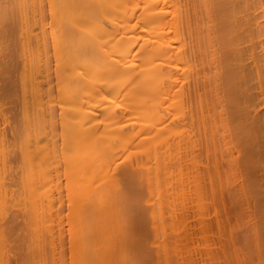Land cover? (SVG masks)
<instances>
[{"label": "bare ground", "instance_id": "obj_1", "mask_svg": "<svg viewBox=\"0 0 264 264\" xmlns=\"http://www.w3.org/2000/svg\"><path fill=\"white\" fill-rule=\"evenodd\" d=\"M2 25L13 38L0 69L18 80L0 73V85L16 83L20 105L1 94L5 83L0 144L7 105L20 107L10 109L23 131L14 121L10 134L34 136H11L24 140L18 156L38 139L55 147L57 127L64 151L71 144V264H130L145 226L124 179L146 191L155 264H172L166 240L182 239L179 207L189 216L191 189L197 204L207 186L217 264H264V0H1L5 40ZM46 165L35 168L39 183Z\"/></svg>", "mask_w": 264, "mask_h": 264}, {"label": "rangeland", "instance_id": "obj_2", "mask_svg": "<svg viewBox=\"0 0 264 264\" xmlns=\"http://www.w3.org/2000/svg\"><path fill=\"white\" fill-rule=\"evenodd\" d=\"M0 2H1V0H0ZM10 23L11 22H9V24ZM5 24H6L8 29L10 27H12L11 24H13V26H14V22H12L10 24L11 26L8 23H5ZM7 24L9 25V27ZM17 24L18 23H16L15 26ZM3 26L5 27V25H2V30H4L5 32L3 31L2 33H6V35L7 34L10 35L11 33L13 34L15 32V28H14L15 26L12 27V29L14 28L13 32H12V30L10 31V29H9V31L11 33L6 32L7 29L6 28L3 29L4 28ZM16 30H18V32H19V28L18 29L16 28ZM18 32H15V33L18 34ZM15 33L13 36H16V38H17V34L15 35ZM8 35L5 36L6 39L3 40L4 39L3 34L1 36V32H0V36H1L0 40H3V43H1V41H0V43H1L0 45H3V46H0V48L3 47V49L1 48L3 51H4V48L7 47L6 45H8V43H11V42H6V41H9V40H11V38H13L11 36H10L11 37L10 38ZM14 40H16V39H14ZM4 43H6V44L4 45ZM8 47L10 48V45ZM7 50H9V49L6 48L5 51L7 52ZM3 51H1V52L3 55H5L6 54L5 51L4 52ZM2 54L0 55V59L3 56ZM5 56H7V54ZM2 59H3V57H2ZM1 63L3 64L4 61L0 62V64ZM11 70L13 72V74H11L12 76L10 75V73H12ZM11 70L9 72V75H8V73H5V72L3 73V71L1 69H0V73H2V76H3V74H7V76H9L8 77L9 80L12 77L11 78L12 84H14L13 78L16 79V83H17L18 71L15 68H13ZM2 76L0 77L1 79H2ZM8 78H6V76L4 75V79H8ZM1 79H0V82L3 83V79H2V81H1ZM11 80H10V82H11ZM7 82H8V84H7L8 89L6 90L7 87H6L5 83H7ZM16 83H15V87L17 90ZM9 84H10L9 81L6 80V82H4V84H3L4 86L0 85L1 90H2V87L3 88L6 87L5 92L3 91L4 89L2 91L0 90L2 92L1 94L6 93V91H7L8 95H11V96L14 95V98L13 97L11 98V96L4 94L2 96L5 97L6 99L3 97H2V99L7 100V98L10 97V98H8L9 100L10 99L15 100L16 98H19V96H18L19 91L17 92L15 90V88H13L14 89V91H13L12 86L14 87V85L10 84L11 85L10 86ZM11 91L13 93L14 92L17 93V95L16 94L12 95ZM6 96H8V97H6ZM5 100H4L5 105H6L7 101H8L7 103L9 104V100H7V101H5ZM16 101H17L16 104L20 105L18 103L19 100L16 99L15 102ZM11 102H13V104L15 103L12 100H11ZM5 105H3V106H5ZM14 107H15L14 105H11L10 108H12V109H15V108L18 109L19 108V110H20L19 106H16L15 108ZM10 108H8V105L4 107V109H6L7 111L9 109L8 113L6 110L3 109V111H4L3 114L4 113L7 114L5 117L6 120H7V118H9V119H8V123L5 120V122H6V123L4 122V125L6 124L5 126L2 124L4 127L1 126V130H3L6 127L4 129L6 131L4 132V130H3V134H5V136L3 135V137H5V138H3L4 140L0 144V154H2V156H0V157L2 159L4 158V161H6V162H5V164H3L2 162L0 163L3 166L5 165L2 168V170L0 169V176H2V177H0V180L2 181V182L0 181V187L2 186L0 188L1 189L0 193H2V194H0V264H71V223H70L71 222V202H70L71 201V198H70L71 197L70 196L71 195V176H70L71 175V172H70L71 171V165H70L71 164V158H70V161L68 160V156L71 157L70 156L71 154L70 155L67 154V152H69V153L71 152V144L70 145H64V146H67V149H65V150H68V148H70L69 151H64L63 145L61 146L62 140L60 139V136H59L61 134V131H60V128L57 127L56 129H58L59 131L57 130L58 132L57 131L56 132L58 134L60 132V134L58 135L57 133H55V131L53 133L55 134V137H59V139L56 138V140H55L54 134H51V136L53 138L52 141L57 142V143L56 142L54 143L55 147L52 146L50 141L45 142V141L39 140L38 138H40V137L37 136V139L39 141L38 142L39 144L38 143L37 144L40 145V147H42V149L46 148V150H47V151H45L44 156H42V157L40 156V155H42V153H44L43 152L44 150H42L37 144H36V146H38V149L36 146H35L36 149L34 148V146H31V147H29V149H27L28 151L26 150L25 155L28 152L29 158H28V155H26V157H24V158H22L21 156H18L17 152H15V151H18V153H19V149H18L19 147L18 146H20V145H16V144H23L22 141L27 140L26 138H30V140H31V139H34L33 138L34 136L30 132H29L30 133L29 134L28 133L29 130H27L26 132H27L29 137L24 136V140L21 139L22 141L17 139V141L19 140L18 143L15 141L16 139L13 141L14 138H20L22 136V134L24 135V133H26V132L21 133V132H23V131H21L22 127H19V126L22 123L19 122L20 123V125H19L17 122L18 120H20L19 117H17L18 120H17V118H14V121L17 122L18 127H16L17 124H15L14 121H12L13 113H14V116L16 117L18 114H15V112L18 113V110L15 111L16 110L15 109L14 110L15 112H13V110L11 111ZM9 112L11 114H9ZM10 115L12 116V118ZM3 118H4V116H3ZM9 120L12 121L15 125L10 126V124L12 122H10ZM13 123H12V125H13ZM11 127L12 128L16 127V129L18 128V130L21 131V132L18 131V133H17L18 135L14 134L15 137L12 134L14 137L13 139L11 137L12 135L9 132V131H12ZM16 129H15V132H13V133H16ZM19 134H21L20 137H18ZM63 135H61V136H63ZM64 137H63V142L65 139ZM22 138H23V136H22ZM59 140L61 141V143ZM48 142H49V144H48ZM24 143H28V142L26 141ZM32 143L34 145V140L29 142L30 145ZM41 144L43 146H41ZM44 144H45V146H44ZM56 144H59V145H57L59 148L56 146ZM7 146H10V147H7ZM12 147H14V148H12ZM51 147L53 148V150L55 149L58 151L53 152ZM8 148L11 150H9ZM16 148H17V150H15ZM12 149L14 150V153H13ZM2 150H4V151H2ZM38 150L41 153H39ZM36 151H37V153H36ZM49 151L53 154H51ZM64 152L66 153L65 156H63ZM55 153L56 154L58 153V154L55 155ZM54 155H55V158H54ZM60 155L63 159L64 158H66V159H64V161H63L61 159V157H59ZM39 156H40V159H38ZM43 157L47 158L46 159L47 163ZM5 158H6V160H5ZM20 158L24 159L25 162H22L23 160H21ZM41 158H43L44 160L42 161ZM52 158H54V159H52ZM35 159H37V160H35ZM60 159H61V162H59ZM49 160L50 161L52 160V161L50 162ZM66 160H68L69 164ZM0 161H1V159H0ZM36 161H38V162L40 161V163H38V162L36 163ZM44 161H45V164H44ZM48 161H49V163H48ZM20 162H22V164ZM54 162H55V164L52 165V163H54ZM34 163L39 164V165L41 164L42 166H40V167L43 168L44 170H45V167H43V166L47 164L46 166L48 168H46V169H49V171L48 170L45 171V172H47V173L44 172L45 174L41 173V174H43V178L41 177L39 179V180H44L42 183H39L40 181H37L39 178L38 177L39 174L37 176L38 178H36V175H33L36 173V170H37L35 168L36 167L39 168V165L36 166ZM66 163L69 165L70 171L65 170V168L68 167ZM31 164H32V167H31ZM63 164L65 165V167ZM33 166H35V167H33ZM61 167H63L64 169L63 168L61 169ZM0 168H1V166H0ZM31 168H34V171H32L33 169L31 170ZM41 168L39 169V173H40V171H42ZM51 168H52V170H51ZM192 170L193 169L191 168L190 172ZM27 172L32 174V176L34 178L33 181L35 180V182L32 183L28 179V177L30 175H29V173L27 175ZM54 173H56V174H54ZM48 174L50 177L53 176V177H51L50 180H49L50 177L47 176ZM56 175H58V176H56ZM65 175L70 179H67V177ZM20 176H22V177L26 176V178L28 179V181H26V183L28 182V184H29L31 182V184H30L31 186L30 185L25 186L26 185L25 181H23V180L20 181L22 179ZM4 177H6V178H4ZM55 177H59V178H56V180H55ZM11 179L12 180L15 179V180L12 181ZM36 181H37V183H36ZM50 181H52V182H50ZM58 182L61 184H59ZM35 183L39 184L40 186L37 187L38 185L36 186ZM44 183H45V185H44ZM57 183H58V185H57ZM32 184H34V185H32ZM41 184H43V186ZM123 186H124L123 191L125 193H127L126 196L131 195L132 198L135 197V198L139 199V200L137 199L139 201V203L137 201L138 205L136 206L135 212H133V214H135L134 216H137L136 220H139L140 222L143 223V225L145 226L144 231L147 232V233H145L144 231L139 230V227L136 226L137 233H138V235H137L138 241H137V244L134 243L133 247L128 248L129 254L127 253V255H130L129 256L130 264H133L134 261H135V264H155L154 247L150 244V241L152 240V232L149 228L148 216L146 218V215H145V213L149 210V205L145 201L147 198L146 191H144L143 189L141 190V188H139L140 189L139 190L137 188L131 187L129 184H127V181L125 179L123 180ZM40 187H42L41 190H40ZM174 187L178 188L177 192L181 196L182 188L177 186V185H174ZM40 191H42V192H40ZM128 192H129V194H128ZM212 192L213 191L211 190V187L208 188V186H207V189H205V187H204L203 188V199L196 204L195 199H194V191H192V189H191L190 194H191V198L193 199V201L190 204L191 209H190L189 216H185L184 214H182L181 208L179 207V210H180L179 221L181 223V231L180 232H181L182 239L177 243H173V240L170 239V237H169V239L166 240L167 246L170 245V247H168V248L173 247L172 248L173 250H171V249L169 250L171 257H173L172 258V260H173L172 264H178L177 262L180 263V261L178 260V258H180V256H181V258L183 257V263L184 264H217V262H216L217 261V251H218L217 250V244H216L217 226H216V219H215V205H214V201H213ZM68 193H70V194L68 195ZM192 194H193V196H192ZM132 198H130V199H132ZM32 203H34V204H32ZM33 207H34V209H33ZM42 209H44V210H42ZM36 210H38V211H36ZM48 210H49V212H48ZM6 211H7V213H6ZM51 211H52V213H51ZM38 212H40V213H38ZM42 213L45 215V218H44ZM138 215L140 218L138 217ZM43 223H45V224H43ZM146 228H147V230H146ZM148 231H150L151 234H149ZM169 232H170V230L167 233L169 234ZM141 242H142V244H141ZM40 245L43 246L44 249L40 250V248L38 247ZM175 246H177V249L175 248ZM181 253H182V255H181ZM218 257H219V255H218Z\"/></svg>", "mask_w": 264, "mask_h": 264}]
</instances>
